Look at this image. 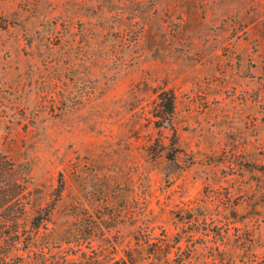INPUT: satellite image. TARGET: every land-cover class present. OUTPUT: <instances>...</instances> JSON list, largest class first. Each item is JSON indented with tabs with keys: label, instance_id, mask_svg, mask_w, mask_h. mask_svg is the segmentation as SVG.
Here are the masks:
<instances>
[{
	"label": "rangeland",
	"instance_id": "obj_1",
	"mask_svg": "<svg viewBox=\"0 0 264 264\" xmlns=\"http://www.w3.org/2000/svg\"><path fill=\"white\" fill-rule=\"evenodd\" d=\"M0 156L18 264H264V0H0Z\"/></svg>",
	"mask_w": 264,
	"mask_h": 264
},
{
	"label": "trees",
	"instance_id": "obj_2",
	"mask_svg": "<svg viewBox=\"0 0 264 264\" xmlns=\"http://www.w3.org/2000/svg\"><path fill=\"white\" fill-rule=\"evenodd\" d=\"M170 108L171 105L164 112L168 117L171 114ZM16 176L13 166L0 156V264H18L21 262L23 257L19 252L22 253L27 248V243L22 246V250L19 246L21 245L20 238L23 237L27 241L31 234L39 230L41 224L40 221H31V230L26 228V203L20 205L19 211H1L6 201L9 202L15 194H26V187L16 183ZM126 257L127 261L121 259L112 264H133L129 255Z\"/></svg>",
	"mask_w": 264,
	"mask_h": 264
}]
</instances>
